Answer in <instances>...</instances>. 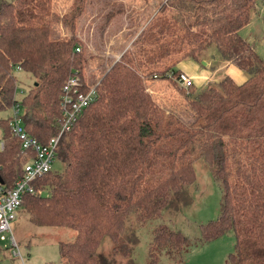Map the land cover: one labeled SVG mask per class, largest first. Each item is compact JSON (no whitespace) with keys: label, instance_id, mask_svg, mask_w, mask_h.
I'll return each mask as SVG.
<instances>
[{"label":"trees","instance_id":"obj_1","mask_svg":"<svg viewBox=\"0 0 264 264\" xmlns=\"http://www.w3.org/2000/svg\"><path fill=\"white\" fill-rule=\"evenodd\" d=\"M49 1L0 0V112L18 105L21 125L43 144L59 134L64 82L75 73L84 78L78 40L51 36ZM257 1L158 0L134 40V60L113 63L96 81L83 79L86 87L95 83L96 98L60 136L55 160L63 170L37 178L33 184L44 192L23 196L19 209L34 225L75 232L71 241L58 242L62 264H113L120 255L135 264L136 236L126 233L128 219L134 216L138 224L164 208L165 215L182 213L180 205L191 203L186 186L200 158L221 185L219 215L200 227V240L231 231L234 251L225 264H264V61L238 33ZM74 2L77 17L86 0ZM212 44L225 62L247 72L246 80L225 76L188 91L189 121L158 112L145 95L143 74L176 79L184 72L176 68L180 60H196ZM14 69L33 81L21 98ZM93 106L105 112L96 125L88 124L94 113L83 119ZM11 115L0 117L5 188L33 156L21 150ZM93 167L99 181L89 178ZM105 237L111 243L107 255L97 253ZM189 241L180 230L157 225L145 264H159L161 254L182 264Z\"/></svg>","mask_w":264,"mask_h":264},{"label":"rangeland","instance_id":"obj_2","mask_svg":"<svg viewBox=\"0 0 264 264\" xmlns=\"http://www.w3.org/2000/svg\"><path fill=\"white\" fill-rule=\"evenodd\" d=\"M157 2L158 0H86L85 4L77 9L80 11L78 16L73 17L76 8L74 0H50L48 8L52 19L51 36L64 39L72 37L78 40L79 52L82 54L83 79L86 82H93L99 79L113 63L134 60V40L149 24L156 12ZM238 33L264 61V0L256 2L249 23ZM183 61H192V59L186 58L178 62L176 68L181 71L184 69L179 63ZM193 61L197 63V72L210 74L208 81L212 83H217L228 76L227 74L232 71L230 67H235L230 64L231 66L227 68L229 63L221 58L213 44L201 51L198 59ZM168 62L159 65L158 68H162ZM149 73L150 71L143 74L147 78L143 86L149 102L158 112L173 113L183 121H189L191 112L186 108L184 97L188 91L199 90L201 87L194 82V80L198 81L197 77L185 72L193 81L192 87L185 88L178 84L176 79L152 78L148 76ZM14 74L18 78L17 96L21 98L32 79L29 78L28 73L20 69H14ZM97 109V106H93L87 111L83 119L94 113L88 124L96 125L104 120L105 112H99ZM11 113V109L1 111L0 117H8ZM193 167L194 179L186 186L191 203L187 207L180 205V210L183 209L182 213L178 210L167 212L165 215L166 208H164L160 215L140 221L139 225L136 224L134 216L128 219L126 233L131 235L133 230L136 236V241L132 243L134 254H131L135 264H145L151 230L159 224L180 230L189 238L190 249L183 253L182 264H225L228 255L234 251L235 239L231 231L216 239L200 240V227L219 215L221 185L214 180L203 159L195 160ZM97 169L98 167H93L90 170L89 178L93 182L99 181ZM51 170L61 172L63 164L54 160ZM74 235L75 232L67 228L34 225L21 211L13 228V236L24 258V264H62L64 260L60 258L58 242L71 241ZM110 246L109 239L103 238L97 253L107 255ZM11 250L9 240L0 234V264H22L20 258L12 255ZM121 256L115 258L113 264H129L127 258ZM159 257V264H178L164 254ZM118 259L122 260L117 263Z\"/></svg>","mask_w":264,"mask_h":264},{"label":"built area","instance_id":"obj_3","mask_svg":"<svg viewBox=\"0 0 264 264\" xmlns=\"http://www.w3.org/2000/svg\"><path fill=\"white\" fill-rule=\"evenodd\" d=\"M78 51L79 48H76ZM176 80L181 86L188 88L192 80L188 74L181 72ZM83 79L78 74H71L62 86L60 96L61 118L59 134L52 137L47 143H40L30 136L21 125L19 117L20 109L18 105H13L10 129L21 143V150H28L33 153L31 159L25 161L22 175L15 181L11 188L0 185V234L9 240L12 247L11 253L14 257L20 258L24 264V258L20 252L17 242L13 236V228L17 223V216L25 195L39 196L43 189L35 187L33 182L51 171V166L55 160V151L58 141L63 131L78 119L82 110L90 105L96 98L95 83L86 87L84 91ZM4 148V140L0 137V150Z\"/></svg>","mask_w":264,"mask_h":264},{"label":"crops","instance_id":"obj_4","mask_svg":"<svg viewBox=\"0 0 264 264\" xmlns=\"http://www.w3.org/2000/svg\"><path fill=\"white\" fill-rule=\"evenodd\" d=\"M179 64H181V66L184 69V71L187 72L189 75H191L192 77H197L198 81L194 80V82L197 85H199V86L207 83L208 80L211 77L210 74L197 72V68H196L197 67V63L195 61H193V60L192 61H183V62H181ZM181 66H179V67H181ZM230 66L231 65L229 64V66L227 68H229ZM230 68H232L231 69L232 71L229 74H227V75L229 77H231L234 82L242 83L244 80H246V75H244L236 66L235 67H230Z\"/></svg>","mask_w":264,"mask_h":264}]
</instances>
